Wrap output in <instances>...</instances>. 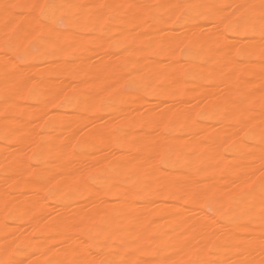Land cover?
Listing matches in <instances>:
<instances>
[{
    "label": "bare ground",
    "instance_id": "obj_1",
    "mask_svg": "<svg viewBox=\"0 0 264 264\" xmlns=\"http://www.w3.org/2000/svg\"><path fill=\"white\" fill-rule=\"evenodd\" d=\"M183 258L264 264V0H0V264Z\"/></svg>",
    "mask_w": 264,
    "mask_h": 264
},
{
    "label": "rangeland",
    "instance_id": "obj_2",
    "mask_svg": "<svg viewBox=\"0 0 264 264\" xmlns=\"http://www.w3.org/2000/svg\"><path fill=\"white\" fill-rule=\"evenodd\" d=\"M44 5H46V2L44 3ZM181 12H184V10H181ZM57 19V20H56ZM55 20V21H54ZM58 20H60V21H58ZM110 20H112V21H110ZM110 22H114V19L113 18H110ZM58 21V22H57ZM51 23H52V25L54 26V27H58V28H63V29H65L67 26H66V23H65V21H64V19H59V18H55V19H53L52 21H51ZM176 31H179L178 29H176ZM11 35L13 36L14 35V32L12 31V33H11ZM31 43V44H30ZM28 44V43H27ZM26 44V47L28 48V49H34L35 50V46H34V43L33 42H29V44L27 45ZM183 46V47H182ZM186 50H187V47L185 46V45H181L180 47H179V54L181 55V54H183L184 52H186ZM8 55L11 57V58H13V60H16V62L19 64V66H25L26 65V60L24 59V57H23V54H22V50L21 49H18V48H10V49H8ZM17 54V55H16ZM22 54V55H21ZM16 55V56H15ZM20 55V56H19ZM20 57V58H17V57ZM36 63V62H35ZM37 65H40V63L39 62H37L36 63ZM122 82V84H119L120 85V88H121V90H123V91H125V92H128V91H135L136 90V88L130 83V82H128L127 80H122L121 81ZM125 83H126V85H125ZM125 85V86H124ZM24 102L25 103H28L29 101L27 100V99H25L24 100ZM59 104V103H58ZM58 104H56L52 109H53V111L55 112V111H58L59 110V108H58ZM100 120H103V117H102V119H100ZM160 161H161V164H160ZM158 164L160 165V166H163V161L161 160V159H159L158 160ZM251 187H254V184L252 183L251 184ZM204 208H205V210L206 211H210V209H209V207L207 206V204L206 203H204ZM185 207L186 208H189L190 207V205H185ZM239 221H241V219H239ZM76 232H77V234L80 236V237H82V239H84V240H86L87 238H88V236H89V231L85 228H83V227H80V229L78 228V229H76ZM99 244V241L98 240H93V242H92V246L94 247L95 245H98ZM93 250V249H92ZM109 252V253H108ZM110 252H113L112 251V249L111 248H107L106 250H104V252H103V254L104 255H102L101 256V258L102 257H104L105 255H107V254H111ZM186 262V263H185ZM190 262H191V260L189 259V258H183L182 260H180V263L181 264H190Z\"/></svg>",
    "mask_w": 264,
    "mask_h": 264
},
{
    "label": "snow or ice",
    "instance_id": "obj_3",
    "mask_svg": "<svg viewBox=\"0 0 264 264\" xmlns=\"http://www.w3.org/2000/svg\"><path fill=\"white\" fill-rule=\"evenodd\" d=\"M43 7H45V8H46V7H50V6H48V5H44Z\"/></svg>",
    "mask_w": 264,
    "mask_h": 264
}]
</instances>
